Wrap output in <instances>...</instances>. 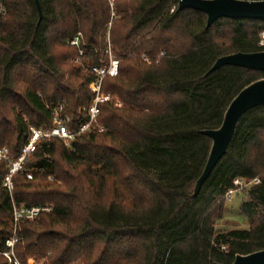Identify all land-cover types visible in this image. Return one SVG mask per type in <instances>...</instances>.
<instances>
[{"label": "trees", "instance_id": "1", "mask_svg": "<svg viewBox=\"0 0 264 264\" xmlns=\"http://www.w3.org/2000/svg\"><path fill=\"white\" fill-rule=\"evenodd\" d=\"M111 2L40 0L38 22L33 0H0V148L13 158L30 127L51 126L46 105L64 104L71 128L87 122L91 67L107 64L108 43L119 61L117 75L101 84L115 98L99 104L103 131L69 145L38 143L25 165L33 179L16 176L11 194L0 162V251L13 204L49 208L19 222L21 262L230 264L264 249V106L240 118L226 154L191 197L211 148L201 131L219 128L235 95L264 78L231 65L208 71L221 56L261 51L264 21L207 26L204 13L179 11L176 0ZM78 32L79 48L70 46ZM237 178L258 179L240 203L247 227L218 228Z\"/></svg>", "mask_w": 264, "mask_h": 264}, {"label": "water", "instance_id": "2", "mask_svg": "<svg viewBox=\"0 0 264 264\" xmlns=\"http://www.w3.org/2000/svg\"><path fill=\"white\" fill-rule=\"evenodd\" d=\"M42 18L40 0H33ZM177 9H193L206 15V25L210 26L219 18L248 19L264 21V0H176ZM237 66L253 71L264 72V50L257 52H236L217 58L208 72L226 66ZM264 106V78L243 87L227 106L222 123L217 129L202 130L211 140V148L204 168L197 178L192 198H195L202 184L208 178L220 159L226 154L240 118L249 110ZM221 264V263H216ZM230 264H264V249L249 254H237Z\"/></svg>", "mask_w": 264, "mask_h": 264}, {"label": "built area", "instance_id": "3", "mask_svg": "<svg viewBox=\"0 0 264 264\" xmlns=\"http://www.w3.org/2000/svg\"><path fill=\"white\" fill-rule=\"evenodd\" d=\"M111 2V0H110ZM112 3V2H111ZM175 7H172V10ZM81 34L78 32L75 36L70 38L67 43L70 46L79 48L80 46ZM258 45L264 50V28L261 29L259 33ZM79 55H82V51L79 50ZM105 54L107 55L108 62L104 65L92 66L91 72L94 74V80L88 85V90L90 93V103L88 106L82 108L88 120L85 123H80L77 127H70V118L68 115L64 114V104H59L55 106H47L49 111L53 115L52 124L50 127H30L28 136L26 138L25 144L22 146L20 153L17 157L13 158L9 155L6 148H0V162H5L7 165V172L3 178V188H5L10 194L12 193L15 183L14 178L16 176H24L26 181L33 179V174L25 170V165L30 158V156L36 150L38 143L42 141H48L52 138H58L62 140L66 145H69L76 137L92 130L96 129L98 131H103V128L96 124V118L99 113V104L115 100L114 97L102 92L101 84L103 79L108 77H114L118 73V59L114 56L110 43L107 44L105 49ZM163 56V52L159 54L158 57ZM142 60L146 63H150V59L145 55L141 56ZM78 59L75 60V62ZM51 180V177H48ZM258 179H253L252 181L245 183L241 179H235L233 181L234 188L228 190L225 194L226 199H230L234 194L238 193L240 189L247 184H255ZM49 208H43L40 206L24 207L16 206L13 204V214H12V233L11 236L5 241V248L0 251V255L6 259L7 264H34V261L27 259L25 262H21L15 254V246L19 240V222L23 219L32 221L38 213L42 211H48Z\"/></svg>", "mask_w": 264, "mask_h": 264}, {"label": "rangeland", "instance_id": "4", "mask_svg": "<svg viewBox=\"0 0 264 264\" xmlns=\"http://www.w3.org/2000/svg\"><path fill=\"white\" fill-rule=\"evenodd\" d=\"M252 184L249 183L243 186L239 193L234 194L232 197H230V199L225 198L226 212L223 220L217 223L218 228L230 229L247 227V221L245 220L244 216L240 214L239 208L245 190L248 189V187H250Z\"/></svg>", "mask_w": 264, "mask_h": 264}]
</instances>
